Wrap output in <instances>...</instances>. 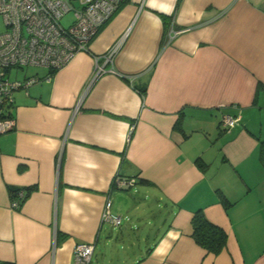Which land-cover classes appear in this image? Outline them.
Instances as JSON below:
<instances>
[{
	"label": "crops",
	"instance_id": "0c3cea01",
	"mask_svg": "<svg viewBox=\"0 0 264 264\" xmlns=\"http://www.w3.org/2000/svg\"><path fill=\"white\" fill-rule=\"evenodd\" d=\"M88 46L14 76L39 80L0 132V264H75L79 243L90 264H264V0H126ZM197 210L227 234L216 255Z\"/></svg>",
	"mask_w": 264,
	"mask_h": 264
},
{
	"label": "built area",
	"instance_id": "2783aa9c",
	"mask_svg": "<svg viewBox=\"0 0 264 264\" xmlns=\"http://www.w3.org/2000/svg\"><path fill=\"white\" fill-rule=\"evenodd\" d=\"M125 0H0V16L4 28L0 30V132L13 125V91L26 88L39 78L18 80L11 77L13 68L46 67L51 71L66 65L78 52L89 51L90 40L113 16ZM69 15L68 24L61 20ZM118 46L105 55L111 60ZM105 69L98 63L91 75L92 82ZM112 70V69H111ZM49 78V75L46 76ZM239 121L235 115L223 114L221 124L231 129ZM118 184L131 185L133 180L115 179ZM25 195L19 189L11 199V207L18 208ZM103 221L120 224V217L110 212L105 202ZM93 243H79L74 247L75 264H90Z\"/></svg>",
	"mask_w": 264,
	"mask_h": 264
},
{
	"label": "trees",
	"instance_id": "16d2710c",
	"mask_svg": "<svg viewBox=\"0 0 264 264\" xmlns=\"http://www.w3.org/2000/svg\"><path fill=\"white\" fill-rule=\"evenodd\" d=\"M161 16H162L165 28H167L169 24L170 16H166L164 14H162ZM141 182L147 183V180L142 179ZM26 190L27 192L25 193L24 197L21 198V200H19L18 202L19 204L22 200L25 199V197H27L29 190L28 189ZM17 191H18L17 188H12V187L9 188L10 196L12 198H15V194ZM222 202L224 203L225 206L228 204L225 199H222ZM191 225H192L191 236L193 237L194 241L199 246L204 248L208 253H212L216 255L220 253L223 250V248L226 246L227 234L225 230L219 225L208 220L201 210H197L194 212L191 218ZM63 237L64 235L58 232L57 242L63 239Z\"/></svg>",
	"mask_w": 264,
	"mask_h": 264
},
{
	"label": "rangeland",
	"instance_id": "374dc122",
	"mask_svg": "<svg viewBox=\"0 0 264 264\" xmlns=\"http://www.w3.org/2000/svg\"><path fill=\"white\" fill-rule=\"evenodd\" d=\"M70 21V17H69V15H66V17L65 18H63L62 20H61V22H62V24H64V25H66V24H68V22ZM4 28V26H3V22H2V17L0 16V30H2ZM38 70H40L39 68H33V67H22V68H13V69H11V71H10V75H11V77H13V78H15V77H17V76H21V75H23V73H25V72H28V71H38ZM15 76V77H14ZM134 195H136V194H134ZM134 197V196H133ZM136 198L137 197H140V193L139 194H137L136 196H135ZM112 211V213H113V210H111ZM114 214V213H113ZM115 215H117V214H115ZM97 249H99V247L97 248ZM97 252V251H96Z\"/></svg>",
	"mask_w": 264,
	"mask_h": 264
}]
</instances>
